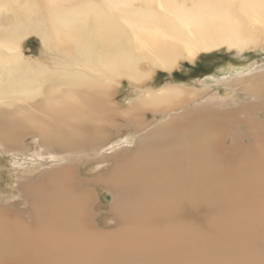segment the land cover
Returning <instances> with one entry per match:
<instances>
[{
    "label": "bare ground",
    "instance_id": "obj_1",
    "mask_svg": "<svg viewBox=\"0 0 264 264\" xmlns=\"http://www.w3.org/2000/svg\"><path fill=\"white\" fill-rule=\"evenodd\" d=\"M52 4L0 0V148L18 170L0 264H264V69L220 81L231 101L148 88L198 52L264 49V0ZM30 35L45 59L24 55ZM122 80L140 90L124 110Z\"/></svg>",
    "mask_w": 264,
    "mask_h": 264
},
{
    "label": "rangeland",
    "instance_id": "obj_2",
    "mask_svg": "<svg viewBox=\"0 0 264 264\" xmlns=\"http://www.w3.org/2000/svg\"><path fill=\"white\" fill-rule=\"evenodd\" d=\"M59 1L60 0H53V4H52L53 11H56V12L59 11L58 9ZM7 16H9L8 13H5L4 11L1 12L0 21H3V19L6 18ZM23 52L27 58L32 56V58L34 59L35 58L42 59V57L43 59H45L44 57L46 56L44 54V45H43L41 38L35 35H30L24 41ZM196 55L197 57L195 59H192V58L185 59V61L180 66V68L177 69L172 75H169V73H167L166 71H163L162 69L157 70L155 72V76L153 80L154 83L151 87H149L148 85V88L154 87L156 90V89H160L166 84L174 85L172 83H178V84L183 85L182 87H186L188 89H196L197 91H202L203 89L208 88V87L212 89L213 87V90H211V94H215L219 92L218 98L221 97L219 98L220 102H222V100H220L222 98H224L223 100L229 99V101H231L230 97L232 94L230 93L228 94V91L223 86L220 85V81L229 80L230 78H235L239 76V74L243 72H247L249 68L255 67V66H251L253 64H257L256 65L257 67H260V69L261 68L264 69V49L262 50L259 49V51L257 50L256 52L252 51V52L240 55L237 52L226 51L225 48H222V49L213 50V51H202L201 53L198 52ZM47 57L49 58V56ZM204 82H206L207 84H204ZM144 85H147V84L145 83ZM225 91L227 92L225 93ZM138 93H140V90L131 86L129 81L122 80L118 88L115 89L116 100L115 98L114 100L116 103L118 102L117 103L118 106L124 110L130 106L131 102L134 103V99L136 98ZM203 93L205 94V101H206V97L209 96L210 93L209 92H203ZM201 105H200V102H197V103H192L191 107L195 108L196 106H201ZM178 111L179 110H176V112ZM148 118H149L148 119L149 121L150 120L152 121L153 118L156 119L154 115H149ZM159 119L160 117H158V120ZM232 127L237 128V124L233 122ZM263 128H264V122H263ZM118 129L119 128H115L112 134L117 133ZM126 131L127 130H124L122 134L125 135ZM27 139H26L25 144H28L30 146H35L33 142L36 143L37 141L32 139V136H29ZM37 151L42 152L39 146L37 147ZM14 161H16L15 158H12L11 155L6 154L5 152L3 153L2 149L0 148V169L1 171L3 170V172L6 175L4 179L2 175H0L2 177V183H3L0 186V202L14 201L17 199V197L14 196L13 191H12V190H16V185H17L16 183L18 179L16 176L18 174L17 173L18 170H16V167H14L15 166ZM29 162H30L29 163L30 166H34V167L28 168L33 173H38L39 169L42 168L40 163L35 164V163H32L31 161ZM28 169L26 168L25 170H28ZM23 170H24L23 168L19 169V171L21 172ZM95 171L96 169H93L90 172H87L86 174L91 175ZM108 193H109L108 191L100 189L98 193V195L100 196L99 203H96L98 205V209H102L101 205H107L110 203V198H109L110 194ZM15 202H18V201H15ZM21 214L24 215V212ZM25 216H23L22 218L26 219ZM109 218L110 217L103 215V216H100L99 219L95 220L96 222L94 221L93 223L94 224L99 223L100 227L111 228L114 224L112 225V222L110 221L111 218L110 219ZM240 246H242V243H240ZM230 252L235 253L233 251H230ZM250 253L257 255V253L254 250L248 251L246 255L249 257ZM239 256L243 258V256L241 255ZM236 260L237 259H235V261Z\"/></svg>",
    "mask_w": 264,
    "mask_h": 264
}]
</instances>
